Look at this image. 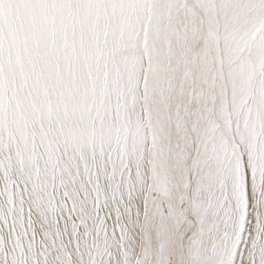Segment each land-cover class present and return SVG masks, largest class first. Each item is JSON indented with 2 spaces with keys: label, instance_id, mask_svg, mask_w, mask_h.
<instances>
[{
  "label": "snow or ice",
  "instance_id": "6c2138e0",
  "mask_svg": "<svg viewBox=\"0 0 264 264\" xmlns=\"http://www.w3.org/2000/svg\"><path fill=\"white\" fill-rule=\"evenodd\" d=\"M0 264H264V0H0Z\"/></svg>",
  "mask_w": 264,
  "mask_h": 264
}]
</instances>
